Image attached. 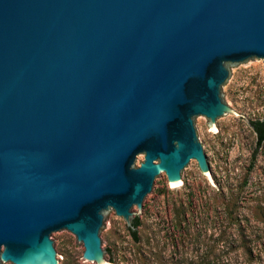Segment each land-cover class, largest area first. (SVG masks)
Instances as JSON below:
<instances>
[{
  "label": "water",
  "instance_id": "95a60500",
  "mask_svg": "<svg viewBox=\"0 0 264 264\" xmlns=\"http://www.w3.org/2000/svg\"><path fill=\"white\" fill-rule=\"evenodd\" d=\"M251 64L264 0H0V264H61L69 234L110 264L114 214L194 163L218 186L200 122L249 124L222 100Z\"/></svg>",
  "mask_w": 264,
  "mask_h": 264
},
{
  "label": "rangeland",
  "instance_id": "374dc122",
  "mask_svg": "<svg viewBox=\"0 0 264 264\" xmlns=\"http://www.w3.org/2000/svg\"><path fill=\"white\" fill-rule=\"evenodd\" d=\"M222 101L250 120L264 121V64L235 70ZM214 133L200 122L218 186L194 163L182 189L167 180L148 201V216L133 237L115 214L102 237L110 264H264V143L245 121L225 120ZM61 246V264H86L83 246L71 234Z\"/></svg>",
  "mask_w": 264,
  "mask_h": 264
},
{
  "label": "trees",
  "instance_id": "16d2710c",
  "mask_svg": "<svg viewBox=\"0 0 264 264\" xmlns=\"http://www.w3.org/2000/svg\"><path fill=\"white\" fill-rule=\"evenodd\" d=\"M249 125L253 132L256 135V146L260 147L262 143H264V121L260 120H250ZM133 229L128 228L130 234L135 237L136 236V229L139 227V220L138 218H134L132 221Z\"/></svg>",
  "mask_w": 264,
  "mask_h": 264
},
{
  "label": "bare ground",
  "instance_id": "6f19581e",
  "mask_svg": "<svg viewBox=\"0 0 264 264\" xmlns=\"http://www.w3.org/2000/svg\"><path fill=\"white\" fill-rule=\"evenodd\" d=\"M170 187H173L172 184H170ZM118 217V216H117Z\"/></svg>",
  "mask_w": 264,
  "mask_h": 264
}]
</instances>
